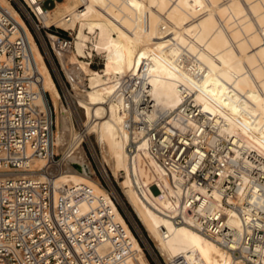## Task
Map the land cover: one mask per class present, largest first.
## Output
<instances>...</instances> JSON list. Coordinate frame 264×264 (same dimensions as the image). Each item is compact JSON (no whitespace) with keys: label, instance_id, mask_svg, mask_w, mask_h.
<instances>
[{"label":"bare ground","instance_id":"1","mask_svg":"<svg viewBox=\"0 0 264 264\" xmlns=\"http://www.w3.org/2000/svg\"><path fill=\"white\" fill-rule=\"evenodd\" d=\"M26 1L43 28L75 32L74 50L55 51L84 120L76 131L74 114L61 103L33 35L11 3L0 0V7L26 33L29 55L41 75L39 100L44 103L43 94L48 93L56 112L55 152L62 156L57 164L34 160L28 170H11L0 178L47 181L55 197L67 194L70 187H89L109 205L112 219L133 241L134 253L125 264H150L115 202L91 177L83 143L94 136L102 172L108 168L118 181L164 262L180 258L186 264H243L198 230L146 152V143L137 142L131 160L127 145L142 133L131 135L128 130L118 91L130 79L142 78L156 112L167 118L191 97L205 119L219 127V135L240 147L233 150L237 155L253 152L264 161V0H64L47 11L38 0ZM94 54L104 58L101 72L78 58ZM233 219L237 226L238 218Z\"/></svg>","mask_w":264,"mask_h":264},{"label":"built area","instance_id":"2","mask_svg":"<svg viewBox=\"0 0 264 264\" xmlns=\"http://www.w3.org/2000/svg\"><path fill=\"white\" fill-rule=\"evenodd\" d=\"M46 1L36 3L43 7ZM21 5L37 30L43 29L28 2ZM53 33L47 36L54 55L55 50L68 52L71 36ZM143 83L142 78L130 79L118 91L128 130L131 135L142 133L127 145L131 160L137 142L146 143V152L198 230L243 264H260L264 161L253 152L237 155L233 150L240 147L219 135V127L205 119L191 97L171 118L157 113ZM41 85L24 29L0 7V175L28 170L34 160L59 162L56 121L45 93L44 103L39 100ZM105 190L115 201L111 190ZM82 205L87 206L84 212ZM235 217L237 226L232 224ZM132 242L112 219L109 205L89 187H70L67 194L55 197L47 181L0 178V264H125L134 253ZM169 264L186 262L176 258Z\"/></svg>","mask_w":264,"mask_h":264},{"label":"rangeland","instance_id":"3","mask_svg":"<svg viewBox=\"0 0 264 264\" xmlns=\"http://www.w3.org/2000/svg\"><path fill=\"white\" fill-rule=\"evenodd\" d=\"M23 0H13L11 1V5L13 8L17 11V13L20 15L22 20L25 22L26 26L28 27L29 31L34 37V40L39 48V51L41 52L45 64L51 74V77L56 85V88L60 94V101L63 104L65 109H70L73 112V121L76 131L79 130V120H84L83 110L78 108L76 100L73 98V90L72 87L67 82V77L62 69V66L58 62L56 56L54 55L50 44L48 42V36L47 34H54L53 31H58L62 36H71L72 38V47L71 49L74 50V43H75V32L71 31H65L60 28L56 27H50L49 29L46 28H40V30H37L35 27L33 21L28 16L26 10L22 7L21 2ZM64 0H48L43 5V8H47L44 11L53 9L56 4L63 2ZM60 6V5H58ZM37 24L38 21L35 20ZM39 26H42L39 24ZM41 33V34H40ZM78 58L83 62H88L90 64L89 68L92 71L101 72L103 69V61L104 58L101 55L94 54L91 58H88L87 56H78ZM91 62V63H90ZM69 91V93H68ZM46 100L49 104V107L53 113V116L56 121V112L54 110V107L52 105V101L50 98V95L47 93ZM57 131V122L56 126L54 127V133ZM66 143L68 142V137L66 138ZM83 147L86 153L87 160L92 168V174L91 177L93 179H98L100 183L103 185V187L110 189L114 192V195L116 196V206H118V210L122 217L124 218L125 222L129 225V227L132 229V232H134L135 236L137 237L139 243L141 244L143 248V252L146 255V258L150 264H165V260L162 259V257L159 255L158 251L156 250L154 243L150 240L147 232L141 225V223L137 220V217L133 213L131 207L127 203L124 195L122 194L121 188L118 185V181L115 180L114 177H112L111 172L108 168L105 169L106 174H104L100 168V152L95 144L94 136H90L89 140L83 143ZM62 156L58 153L57 160H61ZM107 177H106V176ZM108 185V186H107ZM113 186V187H112ZM118 195V196H117ZM122 200V201H121ZM115 202V201H114Z\"/></svg>","mask_w":264,"mask_h":264}]
</instances>
